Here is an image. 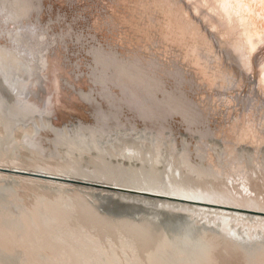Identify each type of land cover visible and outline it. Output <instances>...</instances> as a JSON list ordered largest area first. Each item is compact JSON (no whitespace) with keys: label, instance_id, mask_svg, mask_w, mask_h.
I'll return each instance as SVG.
<instances>
[{"label":"bare ground","instance_id":"1","mask_svg":"<svg viewBox=\"0 0 264 264\" xmlns=\"http://www.w3.org/2000/svg\"><path fill=\"white\" fill-rule=\"evenodd\" d=\"M85 1L0 0V264H264V216L3 171L264 211V47L188 0Z\"/></svg>","mask_w":264,"mask_h":264},{"label":"snow or ice","instance_id":"2","mask_svg":"<svg viewBox=\"0 0 264 264\" xmlns=\"http://www.w3.org/2000/svg\"><path fill=\"white\" fill-rule=\"evenodd\" d=\"M159 3H171V0H157ZM194 6L196 15H200L199 7L211 11L215 8L226 19L229 24L236 22L240 26L243 38V45L237 47V51H243V63L246 66L250 57L247 54H254L258 48L264 47V0H188ZM215 14V13H214ZM187 17V13L184 14ZM217 31L216 28L212 29ZM165 40L170 37H164ZM42 65L44 61H41ZM260 80L264 82V66L261 67ZM234 78V74H233ZM264 88V83H262ZM255 145H253L254 147Z\"/></svg>","mask_w":264,"mask_h":264},{"label":"water","instance_id":"3","mask_svg":"<svg viewBox=\"0 0 264 264\" xmlns=\"http://www.w3.org/2000/svg\"><path fill=\"white\" fill-rule=\"evenodd\" d=\"M100 1L103 2L102 0H100ZM89 3H90L89 1L79 0L78 5L81 7L87 8L88 5H90ZM45 87L47 89L48 97H49V95L51 97L52 91L48 88V83L45 84ZM52 99L54 101L53 96H52ZM57 107L58 106L55 103L51 104L52 109H49L50 110L49 113H51V114H49V116H54V115L57 116V114H56V108ZM3 169H5L3 171H7V172H13V173H18V174H23V175H28V176L51 179V180H55V181H64V182L77 184V185H81V186L97 188L99 190H110L112 192H117L120 194H128L131 196L150 198L153 200H164V201L175 202L178 204H188L190 206H197V207H202V208L208 207L211 209H222V210H227V211L248 213L250 215L264 216V211L252 210V209H247V208H242V207L228 206V205H224V204L212 203V202H207V201H202V200H197V199H192V198L178 197V196H173V195L154 193V192H150V191H142V190H137V189L118 187V186L108 185V184H103V183H98V182H89V181L78 180V179L51 176V175H46V174H42V173L12 170V169H8V168H3Z\"/></svg>","mask_w":264,"mask_h":264}]
</instances>
